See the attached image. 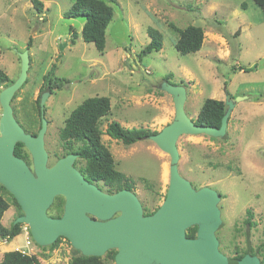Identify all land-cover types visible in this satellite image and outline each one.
I'll list each match as a JSON object with an SVG mask.
<instances>
[{
  "label": "rangeland",
  "instance_id": "obj_1",
  "mask_svg": "<svg viewBox=\"0 0 264 264\" xmlns=\"http://www.w3.org/2000/svg\"><path fill=\"white\" fill-rule=\"evenodd\" d=\"M40 1L42 13L35 11L32 0H0V69L15 80L18 53L26 50L31 38L28 77L12 104L17 118L31 122L33 133L40 125L37 101L47 93L49 165L61 154L58 131L89 97L110 99L111 109L100 122L102 133L111 121L127 129L161 131L174 118L166 84L184 88V111L191 119H196L206 98L234 101L226 139L203 134L178 138V173L196 190L209 188L215 193L222 253L233 257L247 247L264 257V10L252 0H107L114 15L106 29L104 52L99 53L82 40L84 18L64 16L71 0ZM170 25L201 27L202 48L180 55L175 50L178 35ZM150 27L162 34V48L139 59L150 41ZM53 66V74L44 78ZM102 141L116 169L132 182L129 191L144 212L159 208L169 185V155L150 139L129 146L106 135ZM1 195L10 205L2 218L8 227L23 211L19 213L10 196ZM247 212L251 226L246 225ZM21 234L20 229L19 235L0 244V260L23 244ZM33 243L41 264H69L81 254L63 238L54 248Z\"/></svg>",
  "mask_w": 264,
  "mask_h": 264
},
{
  "label": "water",
  "instance_id": "obj_2",
  "mask_svg": "<svg viewBox=\"0 0 264 264\" xmlns=\"http://www.w3.org/2000/svg\"><path fill=\"white\" fill-rule=\"evenodd\" d=\"M18 56V78L0 91V185L21 207L23 215L15 223L29 227L36 245L48 247L57 238L64 237L82 256L101 257L116 249L115 264H258L248 254L236 260L219 252L215 233L221 224L216 195L209 188H193L179 175L177 167L176 143L180 136L203 134L227 138V122L234 101L224 102L226 110L219 128L197 125L185 114L184 88L165 83L164 89L173 99L174 118L149 139L170 157L169 186L159 209L144 216L138 198L131 191L105 194L82 179L72 166L75 155H68L47 167L44 148L48 126L44 116L47 93L40 96L41 127L36 136L26 133L13 115L11 100L24 84L29 68L28 51ZM17 143L31 154L34 174L21 158L13 155ZM59 195L66 198L64 214L60 219H53L46 212ZM117 213L119 215L112 218ZM192 226L197 227V235L189 239L186 230Z\"/></svg>",
  "mask_w": 264,
  "mask_h": 264
},
{
  "label": "trees",
  "instance_id": "obj_3",
  "mask_svg": "<svg viewBox=\"0 0 264 264\" xmlns=\"http://www.w3.org/2000/svg\"><path fill=\"white\" fill-rule=\"evenodd\" d=\"M73 3L71 7L64 13L66 18L83 17L84 24L81 29V37L84 42L92 43L99 53H103L106 45V29L111 22L114 10L107 0H71ZM258 7L264 10V0H252ZM32 6L37 13H42L43 2L40 0H32ZM245 8V5H242ZM178 38L175 43V50L180 55H187L198 52L203 45L204 31L199 26L189 25L184 29H178L174 25H170ZM72 30V29H70ZM147 35L150 39L149 43L139 52L138 56L141 59L143 56L150 54L153 51H160L162 48L163 36L155 28H148ZM31 46V38L27 42L26 50ZM54 66L49 70L48 77L53 74ZM243 70V69H240ZM249 72L250 69H244ZM168 80V78H166ZM13 81L0 69V87H7ZM49 90L50 87H47ZM40 100V98H39ZM37 112L40 113L39 101H37ZM111 109L110 99L108 97H89L83 100L76 106L64 122L63 128L59 132V136L65 143L82 142L84 145L80 149L79 155L88 159V174L95 181H102L110 189L117 192L122 189L132 190V182L126 176L119 172L115 167V161L109 149L102 143L100 129V122ZM226 110V105L222 100L206 98L198 112L196 119H192L195 124L207 127L219 128L221 119ZM21 126L30 131L31 123L27 119L17 118ZM112 139L120 141L123 145L129 146L138 141L149 139L152 135L157 134L156 131H151L147 128H132L127 129L121 126L116 121L108 122L106 129ZM23 145L17 143L15 147V154L19 158H23ZM5 193L11 198V202L22 214L21 208L14 199V197L0 185V239L11 241L20 234V223L13 221L8 227L2 224L4 213L9 208L8 201L1 195ZM56 210L59 215L58 207ZM246 219L247 226H251L252 215L247 212ZM196 233V227H191L188 230V237L193 238ZM30 234V231H29ZM31 236V234H30ZM32 239V236H31ZM61 238L50 245L54 248L58 245ZM33 240V239H32ZM34 242V241H33ZM264 246V244H263ZM115 251H109L106 256L113 258ZM246 255V254H245ZM0 264H41L40 260L35 256L22 255L18 251L5 252L2 255ZM70 264H105L101 257L82 256L81 254L74 256L70 260Z\"/></svg>",
  "mask_w": 264,
  "mask_h": 264
},
{
  "label": "flooded vegetation",
  "instance_id": "obj_4",
  "mask_svg": "<svg viewBox=\"0 0 264 264\" xmlns=\"http://www.w3.org/2000/svg\"><path fill=\"white\" fill-rule=\"evenodd\" d=\"M28 51V50H27ZM20 60V59H19ZM29 66H30V60H29ZM28 71H29V68H28ZM28 71H27V77H28ZM19 73H20V70H19ZM7 75V74H6ZM19 76V75H18ZM18 78V77H17ZM16 78V79H17ZM10 79V78H9ZM15 79V80H16ZM27 79V78H26ZM11 80V79H10ZM15 80H11V81H15ZM26 81V80H25ZM12 82V83H13ZM25 83V82H24ZM11 85V84H10ZM49 87V86H48ZM46 89L48 90V91H50L47 87H46ZM47 91V92H48ZM14 97H15V94H14V96H13V98H12V100H11V107H12V109H13V115H14V117H15V119H16V121L19 123V121H18V119H17V117H16V114H15V109H14V107H13V104H12V102H13V100H14ZM40 98V97H39ZM1 108V107H0ZM0 114H1V111H0ZM44 114H45V106H44ZM39 117H40V125H39V127H38V129H37V131L36 132H33V133H31V132H28V131H26L22 126H21V124L19 123V125L23 128V130L26 132V133H28V134H31L32 136H36L37 135V133H38V131H39V129H40V127H41V113H39ZM65 122V121H64ZM31 123V122H30ZM47 123H48V121H47ZM64 126V125H63ZM48 127V126H47ZM63 128V127H62ZM106 129V128H105ZM61 130V129H60ZM60 130L58 131V140H59V144H60V148H61V154L60 155H58L56 158H55V160H54V162L51 164V165H49V159H50V155H49V153L47 152V150H46V147H45V136H44V148H45V151H46V153H47V157H48V160H47V167L48 168H50V167H52L53 165H55L56 163H57V161H59L60 159H63V158H65L66 156H68V155H75V159H74V162H73V164H72V166L81 174V176H82V179H85L87 182H89V183H91V184H93V185H95L99 190H101L103 193H105V194H110V195H112V194H115L116 192L115 191H113V189H110V187L109 186H107L104 182H102V181H95V180H93V179H98V178H92V177H90L89 176V174H88V159H86V158H84V156H80L79 155V152H80V149L82 148V146L84 145V143H82V142H75V141H72L70 144L69 143H65V141L64 140H62L61 138H60V136H59V132H60ZM47 131V130H46ZM45 135H46V133H45ZM103 135H106V137L110 140V139H112L108 134H106V132H104V133H102V135H101V141H102V136ZM114 140V139H113ZM103 142V141H102ZM104 144V143H103ZM15 147H16V145H15ZM15 147H14V151H13V155L15 156V157H17V155L15 154ZM109 149V148H108ZM22 154V156H23V158H21L26 164H27V166H28V168H29V170L34 174V167H33V162H32V157H31V154L29 153V151L23 146V152L21 153ZM19 158V157H18ZM127 178V177H126ZM169 186V185H168ZM122 190H127V189H122ZM119 191H121V190H119ZM119 191H117V192H119ZM167 194V193H166ZM165 198H166V196H165ZM65 202H66V198L64 197V196H62V195H59V196H56L55 198H54V200H53V202H52V204L50 205V207L48 208V210H47V212H46V214H47V216L48 217H50V218H53V219H60L62 216H63V214H64V206H65ZM140 202V201H139ZM164 202V201H163ZM141 204V203H140ZM56 207H58V210L60 209V211H59V215H58V212H57V210H56ZM142 207V206H141ZM159 208H157L156 210H154V211H152V212H150V213H145L144 212V210H143V208H142V211H143V215L144 216H149V215H152V214H154L157 210H158ZM117 215H119V213H117V214H115V215H113L112 216V218H114V217H116ZM88 217H90V219H92V220H98L96 217H94V216H92V215H88ZM247 225V224H246ZM192 227H194V226H192ZM196 227V226H195ZM191 228V227H190ZM190 228H188L187 230H186V237L187 238H189V239H194L195 237H196V235H197V227H196V233H195V236L193 237V238H190V237H188V230L190 229ZM217 232L218 231H216V233H215V237H216V239H217V241H218V250H219V252L221 253V254H223L224 256H226L224 253H222L221 252V250L219 249V240H218V238H217ZM59 238H63V239H66V238H64V237H59ZM58 239V238H57ZM67 240V239H66ZM68 241V240H67ZM69 242V241H68ZM70 243V242H69ZM250 250H251V248H250ZM250 250H248L247 249V247H245V250L241 253V254H236L235 256H233V257H228V256H226V257H228V258H231V259H236V260H241V259H243L246 255L245 254H248V256L250 257V258H254L257 262H258V264H264V257H259L258 256V252L257 251H254L253 253L250 251ZM109 251H115V254H114V256H113V258H111V257H108V256H106L107 255V253L109 252ZM109 251H107L103 256H101V260L105 263V264H108L105 260H104V258H106L107 260H109L110 262V264H115V255H116V253H117V250L116 249H112V250H109ZM104 257V258H103ZM71 260V259H70ZM69 264H70V262H69Z\"/></svg>",
  "mask_w": 264,
  "mask_h": 264
},
{
  "label": "built area",
  "instance_id": "obj_5",
  "mask_svg": "<svg viewBox=\"0 0 264 264\" xmlns=\"http://www.w3.org/2000/svg\"><path fill=\"white\" fill-rule=\"evenodd\" d=\"M20 229L22 231L23 236V244L16 247L14 251L20 252L22 255L26 256H34L33 250V241L29 236V227L25 224H21ZM3 241L6 242V239H0V244H3Z\"/></svg>",
  "mask_w": 264,
  "mask_h": 264
}]
</instances>
